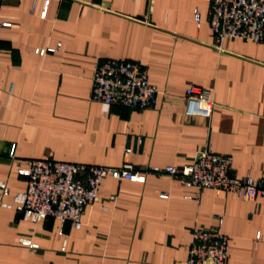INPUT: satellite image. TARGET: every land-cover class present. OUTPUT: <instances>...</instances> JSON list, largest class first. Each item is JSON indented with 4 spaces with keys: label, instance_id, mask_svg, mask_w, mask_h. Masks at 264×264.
I'll use <instances>...</instances> for the list:
<instances>
[{
    "label": "crops",
    "instance_id": "1",
    "mask_svg": "<svg viewBox=\"0 0 264 264\" xmlns=\"http://www.w3.org/2000/svg\"><path fill=\"white\" fill-rule=\"evenodd\" d=\"M46 1L4 0L0 8L4 203L27 190L17 166L29 160L108 168L128 162L147 179L108 178L79 230L54 219L32 223L1 207L0 264H186L197 229L229 237V264H264V198L246 202L148 172L192 165L208 149L232 157L238 178L263 176L264 40L220 46L208 22L210 0ZM57 44L55 53H36ZM106 60L147 69L157 106L93 102L94 73ZM192 85L213 93L211 118L187 116Z\"/></svg>",
    "mask_w": 264,
    "mask_h": 264
},
{
    "label": "built area",
    "instance_id": "2",
    "mask_svg": "<svg viewBox=\"0 0 264 264\" xmlns=\"http://www.w3.org/2000/svg\"><path fill=\"white\" fill-rule=\"evenodd\" d=\"M4 0H0V8ZM208 22L221 46L227 40H242L261 43L264 40V0H210ZM50 0L46 1V7ZM46 12V11H45ZM43 16H45V13ZM195 21L202 24L200 15ZM2 25H7L2 23ZM61 44L48 49H38V55L55 53ZM187 116L211 118L214 111L213 93L197 86L186 90ZM91 99L106 106L148 110L158 104V91L149 80V71L138 63L106 60L97 65ZM127 149V155L131 153ZM26 167L20 164L17 171L28 182L27 190L14 197V204L4 203L10 194L5 182L0 181V208L17 209L26 221L45 222L49 219L62 225L69 223L74 229L83 227V214L88 206L100 201L101 188L108 178L145 183L146 175L136 171L125 162L119 168L97 167L54 160H29ZM233 158L213 154L204 149L198 160L182 168L168 166L152 167L149 173L157 177H175L186 188L212 189L238 194L244 201L253 202L264 198V173L261 178L247 175L238 178L232 174ZM169 195L163 194L167 199ZM192 199V197H187ZM115 201V197H112ZM104 210H108L103 207ZM219 226L223 220L218 217ZM60 235L63 231H60ZM24 245L38 248L31 241L22 240ZM66 244L63 251L66 250ZM231 243L220 230L197 229L189 249L186 264H229Z\"/></svg>",
    "mask_w": 264,
    "mask_h": 264
}]
</instances>
